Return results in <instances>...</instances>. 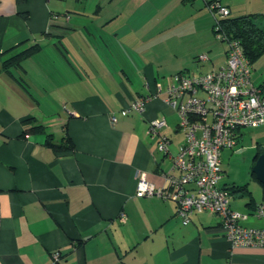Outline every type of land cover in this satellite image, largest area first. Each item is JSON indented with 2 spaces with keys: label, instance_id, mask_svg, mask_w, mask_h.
<instances>
[{
  "label": "crops",
  "instance_id": "crops-1",
  "mask_svg": "<svg viewBox=\"0 0 264 264\" xmlns=\"http://www.w3.org/2000/svg\"><path fill=\"white\" fill-rule=\"evenodd\" d=\"M211 1L0 0V264H264V248H232L214 214L184 224L172 200L136 195L142 172L159 188L180 174L170 154L185 133L166 92L175 75L192 62L200 73L225 64ZM217 1L264 26V0ZM252 80L264 91V54ZM147 96L144 113L122 114ZM156 118L167 121L169 154L149 133ZM47 133L74 148L54 149ZM225 151L220 187L231 209L248 215L244 226L264 227L255 214L264 184L225 169Z\"/></svg>",
  "mask_w": 264,
  "mask_h": 264
},
{
  "label": "built area",
  "instance_id": "built-area-1",
  "mask_svg": "<svg viewBox=\"0 0 264 264\" xmlns=\"http://www.w3.org/2000/svg\"><path fill=\"white\" fill-rule=\"evenodd\" d=\"M208 9L214 19L213 34L225 43V64L206 73L175 75L166 92L167 104L177 111L178 127L185 133V142L178 153L170 154L173 168L180 174H167L165 187L159 188L142 172L136 195L172 200L184 224L197 213L214 214L221 219L224 235L232 248H264V227L244 226L242 222L248 215L231 209L230 197L220 187L222 151L237 144L243 129L264 126V91L252 80L251 65L240 42L221 29L220 20L230 16V9L217 0L208 3ZM198 60L207 61L208 57L201 54ZM151 98L133 101L122 114L144 113ZM116 121L117 117L113 116L112 122ZM165 127L166 119L156 118L150 122L149 133L158 135L159 151L169 154L170 139L162 132ZM255 214L264 217V202L257 206ZM59 257V253L54 254L56 261Z\"/></svg>",
  "mask_w": 264,
  "mask_h": 264
},
{
  "label": "trees",
  "instance_id": "trees-1",
  "mask_svg": "<svg viewBox=\"0 0 264 264\" xmlns=\"http://www.w3.org/2000/svg\"><path fill=\"white\" fill-rule=\"evenodd\" d=\"M257 19L258 18L253 15H246L236 18L229 16L220 20L221 29H223L233 39L238 40L242 45L245 56L251 65V70L252 64L264 54V26H260L256 22ZM35 50L36 47L25 49L24 51L4 61V67L9 68L12 65L20 64L23 59L30 56ZM41 129V126H36L32 128V132H38ZM47 138V144L56 150H71L74 148L73 142L68 136H64L59 143L55 141L52 133H47ZM262 152L257 155V159L261 154H263Z\"/></svg>",
  "mask_w": 264,
  "mask_h": 264
},
{
  "label": "rangeland",
  "instance_id": "rangeland-1",
  "mask_svg": "<svg viewBox=\"0 0 264 264\" xmlns=\"http://www.w3.org/2000/svg\"><path fill=\"white\" fill-rule=\"evenodd\" d=\"M217 41L221 45L225 46L224 42H221L219 40ZM184 60L185 59L180 60V64H183L185 62ZM192 63V66L186 68L190 71L191 74L200 73L199 69L201 68L198 66V62ZM242 132L243 135L239 138L237 145L233 149H224L226 151L223 167L225 169L227 167L228 171L233 172L234 174L247 176V173L251 175V172L253 171V167H251V164L259 150L258 148L260 147L264 150V126L243 129Z\"/></svg>",
  "mask_w": 264,
  "mask_h": 264
},
{
  "label": "water",
  "instance_id": "water-1",
  "mask_svg": "<svg viewBox=\"0 0 264 264\" xmlns=\"http://www.w3.org/2000/svg\"><path fill=\"white\" fill-rule=\"evenodd\" d=\"M253 173L256 175L257 179L264 184V153L258 157L253 167Z\"/></svg>",
  "mask_w": 264,
  "mask_h": 264
}]
</instances>
